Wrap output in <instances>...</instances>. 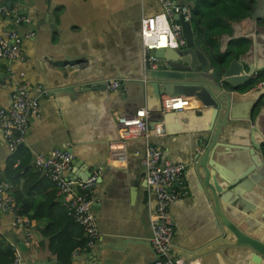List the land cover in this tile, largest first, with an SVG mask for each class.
Here are the masks:
<instances>
[{
	"label": "crops",
	"instance_id": "obj_1",
	"mask_svg": "<svg viewBox=\"0 0 264 264\" xmlns=\"http://www.w3.org/2000/svg\"><path fill=\"white\" fill-rule=\"evenodd\" d=\"M174 1L190 9L195 27L217 56L240 45V53H247V61L259 69L253 78L258 81L249 88L242 87L240 95L235 96L238 104L233 111L241 115H235L241 125L253 127L257 123L261 131L264 86L258 85L264 82L260 78L264 73V0ZM7 9L8 14L0 18V34L13 29L23 38V59L0 61V107L11 106L20 83L41 87L45 92L39 100L40 113L32 118L19 146L20 153L12 152L0 134V186L8 183L4 173L14 155L20 154L15 165L23 166L18 186L8 184L10 193L18 195V216L30 222L32 243L26 224L14 226L16 215L3 216L4 235L20 250L23 264H59L58 251L59 255H68L74 245L70 264H154L157 257L150 239L157 201L136 156L147 146L162 150L171 161L189 165L185 177L189 195L171 209L178 227L172 247L174 258L195 264H255L249 248L233 244L216 213L211 192L202 187L194 158L200 132L212 125L210 117L197 112L201 103L179 97L190 99V107L160 111L170 117L167 123L157 124L163 125L166 135L152 133L149 140L128 141L126 164L119 163L118 153L110 150L121 138L119 116L146 110L151 118L159 105L135 82L145 68L141 22L161 12L157 0H12ZM257 9L259 17L251 21ZM18 17L28 21L17 23ZM113 80L120 81L124 89L107 90L104 84ZM235 128L241 134L240 125L236 123ZM220 142L241 144L239 138L229 141L224 136ZM55 148L73 155L71 169L65 174L70 180L102 169L91 192L100 232L93 250L78 245L81 241L86 245L84 231L63 212V204L74 195H59L54 184L34 189L40 183L31 178L35 177V156ZM25 172L29 176H24ZM51 194L57 209L49 208L53 204L47 202L37 213ZM240 199L221 201L220 211L245 233L264 239V182L243 190ZM48 227L60 231L54 243L45 236ZM5 256L1 252L0 260ZM258 264H264V260Z\"/></svg>",
	"mask_w": 264,
	"mask_h": 264
},
{
	"label": "built area",
	"instance_id": "obj_2",
	"mask_svg": "<svg viewBox=\"0 0 264 264\" xmlns=\"http://www.w3.org/2000/svg\"><path fill=\"white\" fill-rule=\"evenodd\" d=\"M12 0H0V18L8 14L7 3ZM161 12L141 22L142 45L144 51L150 55L145 57V68L156 69L159 60L155 51L174 49L181 50L186 46L182 26L176 17H183L185 22H192V13L186 6L177 5L174 0H157ZM17 23L27 22V18L18 17ZM23 38L13 29H6L0 34V61L11 63L23 59ZM9 72L11 73L10 69ZM12 77V75H10ZM121 82L113 80L105 83L109 91H117ZM261 82L258 87H263ZM38 93L34 97L33 93ZM45 92L41 87L31 88L28 84H18L9 108L0 107V134L4 137L9 149L15 152L24 142L30 129L32 118L40 113V96ZM190 99L168 98L162 99L163 112L182 111L190 107ZM149 112L140 110L135 115H121L118 117L120 140L110 146V150L117 154L119 163L126 164L127 144L134 139L149 140L152 133L166 135L162 125L151 129L148 124ZM144 168L146 181L150 191L156 198L157 205L152 218V237L150 243L157 257L154 264H195L191 261L177 260L173 255V240L177 233L171 209L181 199L189 195L185 187L187 165L175 163L164 158V153L158 148L147 146L144 152L137 151ZM73 155L64 149L55 148L47 154L35 156L33 169L36 173L49 179L57 188L59 195L74 196L63 205L67 214L84 231L86 249H94L100 238L97 220L93 213L91 192L95 188L102 174V169H97L86 179H68L65 174L71 169ZM16 200L10 193V185L5 183L0 186V247L5 245L15 254L12 264H23V259L18 247L4 235L3 216L16 215L14 226L26 224L28 227V241L32 243L33 235L30 231V222L18 216Z\"/></svg>",
	"mask_w": 264,
	"mask_h": 264
},
{
	"label": "water",
	"instance_id": "obj_3",
	"mask_svg": "<svg viewBox=\"0 0 264 264\" xmlns=\"http://www.w3.org/2000/svg\"><path fill=\"white\" fill-rule=\"evenodd\" d=\"M258 11L250 16L251 21L259 17ZM175 19L182 26L185 48L155 51L159 65L156 69L143 68L141 76L135 81L146 95H153L159 102L154 108L155 114L148 118L149 127L155 129L158 122H168L170 117L162 113V97L165 95L172 98L189 97L201 103L197 112L210 117L212 125L200 132L202 135L194 158L202 187L206 192H211L216 213L234 239L233 244L249 248L254 253L251 257L253 263H261L264 260V239L245 233L219 209L221 201H226L228 197L230 201H239L243 190H250L264 182V125L261 131L257 123L253 127L247 123L241 125L235 118L236 114L239 118L241 115L233 111L238 104L235 96L240 95L242 87L254 85L256 81L253 78L259 69L247 61V53H240V45L217 56L206 45L205 35L198 31L193 21L185 22L181 16ZM261 23L264 26V22ZM145 55L148 57L150 52L145 51ZM120 89H124L122 84ZM236 123L240 125L241 134H237ZM222 136L229 141L239 138L241 144L221 143ZM226 152L228 155H225ZM89 176L90 173L83 180Z\"/></svg>",
	"mask_w": 264,
	"mask_h": 264
},
{
	"label": "trees",
	"instance_id": "obj_4",
	"mask_svg": "<svg viewBox=\"0 0 264 264\" xmlns=\"http://www.w3.org/2000/svg\"><path fill=\"white\" fill-rule=\"evenodd\" d=\"M260 78H264V73L263 74H261V77ZM259 80H263V79H259ZM258 81V80H257ZM256 81V82H257ZM255 82V83H256ZM16 151H18V153H20V151H21V149L18 147L17 148V150ZM19 158H20V154H18V155H14L13 157H12V159H11V161H10V163H9V165H8V168L6 169V171H5V173H4V178L6 179V182H8V183H10L13 187L16 185V186H18V184H19V181H20V172L21 171H23V166L20 164V165H15L16 164V162H17V160H19ZM14 165L17 167V168H15L14 167ZM33 172H34V176L35 177H31L32 179H34L35 181H39L40 183H37L36 185H35V187H34V189L35 188H37V187H40L41 185H43V184H47L49 187H50V185L52 186V187H54L53 186V183L49 180V179H47L46 177L44 178H42L41 176H40V174H38V173H36L35 171H34V169L32 170ZM24 176H29V173H27V172H25L24 173ZM33 183V182H32ZM31 184V183H30ZM47 185H45V187H48ZM28 186H30L29 184H28ZM52 192V191H51ZM50 192V193H51ZM53 194H54V192H52ZM13 195V197L15 198V200L16 201H19L18 200V195L17 194H12ZM24 203H25V201H23ZM47 202H48V204H50V203H52L53 204V199H52V194L51 195H49V196H47L45 199H44V201L42 202L43 204L41 205V206H39L38 207V209H37V213H41V209H42V207L43 206H45V205H47ZM49 208H52V209H57V207H56V205L55 204H53V205H51ZM63 212H64V214L65 215H67L68 216V214H67V210L66 209H64L63 208ZM20 214V212H18V215ZM69 217V216H68ZM69 219L71 220V222L73 223V224H75V225H77V226H79L81 229H82V227L80 226V225H78L72 218H70L69 217ZM82 231H83V229H82ZM60 231H58L57 229H52V228H47V230L45 231V236H47V237H49V238H52L51 239V241H52V243H54L55 242V240L57 241L58 240V236H59V233ZM84 234V233H83ZM78 245H80L81 246V248L82 247H84L85 246V248H86V245H85V242L83 241H81ZM76 245H74V246H72V248H71V251H72V249L75 247ZM5 252V254H6V258H5V260H3V261H1L0 260V264H12L13 263V261H14V259H15V254H14V252L12 251V249L11 248H7L6 250L5 249H3V245L0 247V256H1V252ZM71 251H70V253H68V255L66 254V255H62V252H60V255H59V251H58V257L60 258V263L59 264H70L71 263V260H70V254H71Z\"/></svg>",
	"mask_w": 264,
	"mask_h": 264
}]
</instances>
